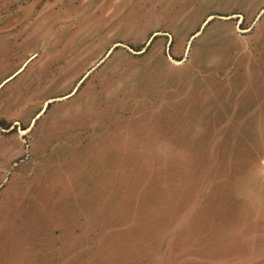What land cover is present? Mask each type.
Returning a JSON list of instances; mask_svg holds the SVG:
<instances>
[{"label": "rangeland", "instance_id": "obj_1", "mask_svg": "<svg viewBox=\"0 0 264 264\" xmlns=\"http://www.w3.org/2000/svg\"><path fill=\"white\" fill-rule=\"evenodd\" d=\"M0 264H264V0H0Z\"/></svg>", "mask_w": 264, "mask_h": 264}]
</instances>
